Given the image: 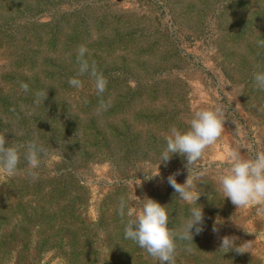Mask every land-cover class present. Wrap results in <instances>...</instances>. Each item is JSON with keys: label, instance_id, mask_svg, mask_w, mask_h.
Masks as SVG:
<instances>
[{"label": "rangeland", "instance_id": "1", "mask_svg": "<svg viewBox=\"0 0 264 264\" xmlns=\"http://www.w3.org/2000/svg\"><path fill=\"white\" fill-rule=\"evenodd\" d=\"M257 72L264 0H0V147L44 150L36 168L21 150L15 176L0 164V264H159L125 239L118 214L124 199L135 218L145 197L168 205L173 231L203 208V231L177 241L175 264H264V204L236 209L215 179L226 150L264 151ZM216 108L223 133L189 176L200 198L182 202L167 178L185 183L186 158L159 166L168 130ZM225 236L237 252L219 249Z\"/></svg>", "mask_w": 264, "mask_h": 264}, {"label": "clouds", "instance_id": "2", "mask_svg": "<svg viewBox=\"0 0 264 264\" xmlns=\"http://www.w3.org/2000/svg\"><path fill=\"white\" fill-rule=\"evenodd\" d=\"M87 49L81 46L78 50V58L85 56ZM89 71V65L83 59L80 60L79 74ZM90 75L94 78V88L97 94H103L107 81L102 74L94 69ZM256 87L264 91V72L253 75ZM69 86L79 90L83 84L78 78H70ZM25 90H27L25 86ZM101 107H105L103 104ZM188 130L180 131L176 126H171L166 136V148L159 157V166L167 164L173 155L186 158L187 179L184 184L177 183L175 176L179 172L167 178L168 184L175 190L179 200L185 203L197 204L200 196L193 190L190 174L196 163L201 159L204 150L216 143L223 133L225 121L220 108L215 110H197L188 119ZM21 150L29 168H36L40 163V153L44 150L35 144L27 146L0 147V164L3 170L15 176L18 174V165L21 159ZM224 159L228 166L223 174L216 176L217 190L225 200L238 208L247 207L250 204H264V151H257L254 158L244 159L236 150H226ZM197 178L204 175L203 171L195 173ZM141 208L135 218L127 212V201L121 199L118 214L121 217H129L124 228L125 239L131 240L149 256L157 260L159 264H175L177 241L193 242V234L203 231L204 212L201 206L191 207L189 215L185 219L179 231L170 230L168 227V205L164 206L145 197L139 199ZM213 231L217 229L213 227ZM235 237L225 236L221 240L222 250L236 251ZM190 251V248L185 249ZM237 252V251H236Z\"/></svg>", "mask_w": 264, "mask_h": 264}]
</instances>
